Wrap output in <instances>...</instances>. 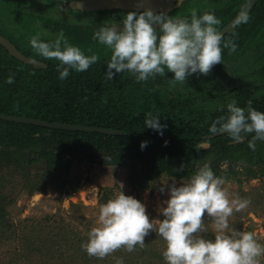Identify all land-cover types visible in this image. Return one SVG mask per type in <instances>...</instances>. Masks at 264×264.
<instances>
[{
    "label": "trees",
    "instance_id": "trees-1",
    "mask_svg": "<svg viewBox=\"0 0 264 264\" xmlns=\"http://www.w3.org/2000/svg\"><path fill=\"white\" fill-rule=\"evenodd\" d=\"M240 1L243 6L247 0ZM31 3L29 0H0V33L10 35L8 28L11 24L15 27L16 21L23 26L22 21L31 18L26 6ZM105 11L122 12L119 9ZM248 15L250 18L246 23H239L224 36L225 40L236 43V50L229 53L224 48L222 62L215 64L207 75L192 74V91L174 96L166 89L174 75L172 72L166 71L165 77L157 75L144 82L135 81L127 72L108 80L105 64L109 57L100 55L88 70H70L68 78L60 80L57 60L34 57L47 65L37 69L11 56L0 44V113L123 131L122 134H105L62 130L0 119V170L21 165L25 169L45 162L52 169L57 166V172L61 174L69 170L78 155H82L88 156L90 161L98 160L102 165L127 168L128 181L134 190L146 188L163 174L187 179L203 165L195 166L201 158L220 159L219 155L223 154L236 158L228 135L209 133L208 128L216 117L224 114L226 104L231 100H236L241 107L251 101L252 107L264 112V64L252 71L236 68L242 59H257L249 51L256 40L264 38V0L257 1ZM54 22L64 33L80 35L83 30L79 25ZM89 27L86 35L93 34L98 28ZM69 43L79 45L86 55L98 47L94 43ZM260 46L264 47V43ZM231 61L235 62V68L231 69L230 80H222V76H227L225 70ZM9 75L14 76L11 84L5 82ZM149 113L161 115L160 122L166 125L163 135L144 126ZM141 141L147 142L143 149ZM36 143L41 147L31 151L32 144ZM205 143L208 148L203 146ZM239 147L248 149V142ZM246 161L249 166L244 172L247 175L264 173V141H256L255 151L249 148ZM220 163L209 164L217 176L227 177L235 171L223 169ZM253 166L259 170H253ZM2 187L0 184V189ZM3 199L0 190V225L7 224L4 206L12 202L5 199L4 203Z\"/></svg>",
    "mask_w": 264,
    "mask_h": 264
},
{
    "label": "clouds",
    "instance_id": "clouds-1",
    "mask_svg": "<svg viewBox=\"0 0 264 264\" xmlns=\"http://www.w3.org/2000/svg\"><path fill=\"white\" fill-rule=\"evenodd\" d=\"M134 3L135 8L119 21L122 28L101 24L93 32V39L109 53L105 64L108 80L127 72L135 81L144 82L157 75L165 77L168 71L174 74L168 79L175 86L183 84L192 74L207 75L215 64L222 62L224 48L229 53L237 48L233 40H225L218 30L221 22L214 12L198 15L193 9L190 17H172L149 6V0H134ZM249 18L247 11L242 10L236 21L246 23ZM28 43L38 56L59 62L56 69L60 80L68 78L70 70H88L99 59L95 52L86 55L80 47L69 43L62 31L48 41L41 40L37 33ZM5 82L13 83L14 76L9 75ZM160 117V114H147L144 126L163 135L166 125L161 124ZM208 131L224 132L234 143L253 134L248 147L255 151L256 141H264V112L252 107L251 101L241 107L231 100L224 114L211 122ZM146 144L141 141V149ZM180 167L183 169L184 165ZM168 180L159 182V192L167 191V199L158 208L162 219L150 221L145 204L120 189L100 204L81 249L90 257L103 259L120 248L127 252L143 248L145 237L154 232L164 241L161 254L165 264H261L264 244L252 232L230 227V217L246 209L250 200L230 198L224 187L225 177L214 174L205 163L179 184ZM206 218L211 221L212 239L200 235L209 231L204 223ZM116 264H124L123 258H117Z\"/></svg>",
    "mask_w": 264,
    "mask_h": 264
},
{
    "label": "rangeland",
    "instance_id": "rangeland-1",
    "mask_svg": "<svg viewBox=\"0 0 264 264\" xmlns=\"http://www.w3.org/2000/svg\"><path fill=\"white\" fill-rule=\"evenodd\" d=\"M29 1L33 2L26 5L31 18L22 21L23 26L20 25V21H16L13 28L11 24L8 28L10 35H6L21 51L30 52L31 56L43 59L28 42L37 33L43 41L55 39L61 31L64 33V30L59 29L54 22L58 20L67 25L83 27L80 35L64 33L69 42L80 45L97 44L94 52L98 56L109 57L108 50L93 39V34L85 33L89 26L96 29L101 24L121 25L119 21L122 19V12L73 9L71 2L75 0ZM213 2L212 6L207 2L204 4L217 7V3ZM193 9L198 10L196 4H188L187 10ZM261 43H264V38L256 40L250 46L249 52L255 54L257 59L250 58L247 61L245 58V65H243L245 60L242 59L239 61L240 64L237 63V69L252 71L264 64V47L260 46ZM90 49L93 51V48ZM234 63L229 62L225 70L227 76H222V80L225 78L227 81L230 80L231 69L235 68ZM192 80L193 75L187 77L183 84L167 86V93L174 96L179 92L192 91L190 87ZM251 136L247 134L242 142H231L230 148L236 158L224 154L219 155L220 159L200 157L195 166L221 162L223 169L235 170V173L232 172L225 177L224 187L230 198L236 196L248 198L250 204L243 211L230 217V227L237 231L252 232L258 241L264 244V173L253 176L244 172L245 167L249 166L246 161L249 148L239 147L242 143L248 142ZM39 145L40 143L32 144L33 148L30 150H38L41 147ZM203 146L208 148L206 143ZM87 157L78 155L69 170L61 174L57 172V166L52 169L45 162L26 166L25 169L24 165H21L14 166V169L6 167L0 170L2 198L12 201L4 206L8 225H0V264H116L117 258H123L124 264H165L161 254L165 246L164 241L154 232L145 237L143 248L138 247L133 252L120 248L103 259L88 256L81 249V243L87 240V233L95 223L100 204L106 202L120 189L126 195H132L145 204L151 221L162 219L158 208L162 201L167 199V191L159 192V182L163 183L169 179L168 183L174 181L179 184L181 179L163 174L152 180L146 188L133 190L128 181L127 168L112 164L102 165L98 160L90 161ZM252 168L259 170L257 166ZM204 223L209 227V231L200 235L206 239L214 238L210 227L211 221L206 218ZM261 264H264V257L261 258Z\"/></svg>",
    "mask_w": 264,
    "mask_h": 264
},
{
    "label": "water",
    "instance_id": "water-1",
    "mask_svg": "<svg viewBox=\"0 0 264 264\" xmlns=\"http://www.w3.org/2000/svg\"><path fill=\"white\" fill-rule=\"evenodd\" d=\"M176 0H149V6L154 8L157 11H166L167 13L172 10L174 2ZM183 1V0H181ZM259 0H250L239 12L238 14L244 10L250 12L256 2ZM71 7L74 9H79L82 11H103V10H115L119 9L122 11H129L135 8L134 0H75L71 3ZM236 15V17L238 16ZM236 17L227 23L220 31L223 36H225L230 30L234 29L239 23L236 21ZM117 29L122 28V25L117 24ZM0 44L4 46L9 54L16 59L20 60L23 63L32 65L34 68L40 69L45 68L47 65L45 62L41 60H37L31 56L25 55L22 53L12 42L10 39L5 37L0 33ZM0 119L17 122V123H25V124H33L48 128L54 129H62V130H74V131H86L93 132L98 131L105 134H122L123 131L113 129V128H105V127H97V126H85L80 124H71L64 122H49L47 120H42L39 118L26 117L20 115H8L4 113H0ZM225 134L224 132H218L215 135Z\"/></svg>",
    "mask_w": 264,
    "mask_h": 264
},
{
    "label": "flooded vegetation",
    "instance_id": "flooded-vegetation-1",
    "mask_svg": "<svg viewBox=\"0 0 264 264\" xmlns=\"http://www.w3.org/2000/svg\"><path fill=\"white\" fill-rule=\"evenodd\" d=\"M217 3V7H211V2ZM247 0L243 6H241L240 0H183L180 3L174 2L173 8L168 14L172 17H190L191 11H188V4H196L198 7L197 14H201L206 11L214 12L217 18L220 20V24L217 26L218 30L220 31L227 23L232 21L238 12L249 2ZM204 2L210 3V5L204 4ZM72 3V2H71ZM212 3V4H213ZM222 3V4H221ZM203 6V8H202ZM202 8V10L200 9ZM74 9V8H73ZM200 9V10H199ZM239 9V10H238ZM79 10V9H77ZM105 11V10H103ZM101 12V11H98ZM127 11H122L123 16L126 14ZM122 16V17H123ZM5 36V35H4ZM7 37V36H5ZM9 39V37H7ZM16 47L17 45L11 41ZM18 48V47H17ZM19 49V48H18ZM20 50V49H19ZM21 51V50H20ZM25 55L31 56L30 54H26L25 52L21 51ZM34 58V56H31ZM37 59V58H35ZM39 60V59H37Z\"/></svg>",
    "mask_w": 264,
    "mask_h": 264
}]
</instances>
